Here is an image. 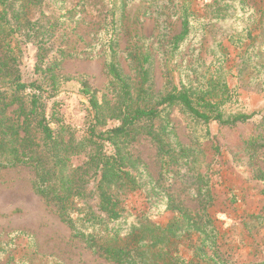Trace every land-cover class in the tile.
I'll return each instance as SVG.
<instances>
[{
	"label": "trees",
	"instance_id": "obj_1",
	"mask_svg": "<svg viewBox=\"0 0 264 264\" xmlns=\"http://www.w3.org/2000/svg\"><path fill=\"white\" fill-rule=\"evenodd\" d=\"M133 1L101 0L97 12L103 18L96 39L87 42L72 23L78 6L67 8V0H0V170L30 167L34 191L57 208L74 238L114 264H236L220 251L222 235L214 219L207 213L191 214L170 195L172 184L166 186L162 180L177 175L195 186L204 209L214 202L209 178L200 170L205 153L179 142L168 118L174 108L193 122L228 128L249 124L262 115L259 134L244 142L247 147L264 143V114L235 107L240 86L231 87L227 75H222L231 67L221 42L210 47H218V59H205L201 77L191 78L189 69L194 65L180 62L196 27L205 33L208 23L225 20L226 15L217 8V15L206 22V17L188 13L186 4L177 0L175 15L181 30L162 43L166 25L162 24L157 37H145L136 22L126 24L130 8L138 4ZM172 1L143 0L139 3H145L143 17L137 21L148 16L161 21L164 5ZM216 3L207 7L213 9ZM243 3L249 5L247 0ZM37 9L40 13L34 15ZM45 9L51 12L47 14ZM244 32L246 39L236 43L232 36L228 39L240 55V49L245 47L246 54L249 48L242 45L253 38L249 26ZM122 35L127 37L125 47ZM78 37L80 42L71 46ZM22 43L37 49L35 71L46 80L48 96L42 84L28 83L20 74L16 51ZM96 51L104 60L107 82L99 99L100 91L87 80L80 81L93 119L87 135L79 140L58 117L56 103L49 108L48 102L56 97L63 81L71 80L59 74L64 63L80 53ZM158 64L163 82L159 89L155 80ZM143 136L156 145L158 180L128 150ZM87 150L86 160L74 166L72 158ZM142 191L148 211L132 215L124 203ZM158 210L174 216L166 224L155 222L149 215L161 213ZM32 241L22 251L10 253L8 264H63L36 252ZM181 249L191 252L192 258L188 260ZM1 251L4 255L5 250Z\"/></svg>",
	"mask_w": 264,
	"mask_h": 264
},
{
	"label": "rangeland",
	"instance_id": "obj_2",
	"mask_svg": "<svg viewBox=\"0 0 264 264\" xmlns=\"http://www.w3.org/2000/svg\"><path fill=\"white\" fill-rule=\"evenodd\" d=\"M142 1H133L138 4L130 8L126 24L136 22L135 27L145 37H157L162 31V24L166 25L162 43L181 30L180 19L175 15L178 8L176 2L186 4L188 13H195L200 18L206 17V22L217 15L214 12L217 8L222 9L226 19L208 23L205 33L196 27L183 49L180 62L194 65L193 69H189L191 78L201 77L205 71V59H218V47H210L215 42H221L230 55L231 67L228 73L222 75H227L231 87L236 84L240 86L239 102L235 107L264 114V0H247L249 5L243 3V0H235L234 3L231 0H173L170 5H164L161 21L156 20L155 16L139 21L144 13L142 6L145 3L139 4ZM214 1H217L214 8H208ZM99 5L101 0H67L65 4L67 8L78 6L72 23L78 25V36L87 42L96 39L97 29L103 18L97 12ZM39 11L35 10L34 15H38ZM45 12L49 14L51 11L45 9ZM248 26L253 30V38L242 45H248L249 48L246 54L245 47L240 49V55L228 39L232 36L234 43L239 38L246 39L244 29ZM79 37L75 38L71 46L76 40L80 42ZM121 43L125 47L127 37L122 35ZM36 54L37 49L32 44H19L16 51L18 69L24 81L42 84L48 91V96L50 89L45 84L46 80L35 71ZM159 71L158 64L155 71L157 89L163 84ZM59 74L70 77L71 80L62 82L56 97L49 100L48 107L51 108L56 103L58 117L81 140L87 135L93 117L88 99L81 93L80 81L87 80L94 89L100 91L98 97L101 99L107 82L104 60L98 51L80 53L69 58ZM183 79L187 78L183 76ZM168 118L181 144L204 151L205 162L200 170L209 178L214 202L204 209V202L197 195L195 186L177 175L172 180H168L170 175L162 178L165 179L164 185L172 184L170 195L191 214L207 213L214 219L222 235L220 251L228 259L236 264H264V143L262 146L247 147L244 142L259 134L257 129L263 116L258 115L249 124L233 128L223 127L218 123L203 125L193 122L178 108L170 110ZM128 150L145 163L154 179H159L157 149L149 137L139 138ZM87 155L88 150L74 156L72 164L80 166ZM33 179L34 173L27 166L0 170V264H8L10 253L16 254L29 247V239L34 241L36 252L51 256V259L63 264H114L86 249L83 243L74 238L57 208L36 194ZM145 195L142 191L130 196L124 203L127 211L132 215L147 212L149 204ZM158 211L161 213L153 211L154 215L149 216L161 224H166L174 216L173 213ZM1 250H5L4 255ZM181 250L188 260L192 258L191 252Z\"/></svg>",
	"mask_w": 264,
	"mask_h": 264
}]
</instances>
